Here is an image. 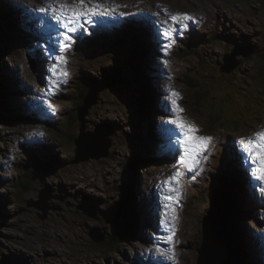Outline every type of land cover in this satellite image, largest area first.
<instances>
[{
  "label": "rangeland",
  "instance_id": "374dc122",
  "mask_svg": "<svg viewBox=\"0 0 264 264\" xmlns=\"http://www.w3.org/2000/svg\"><path fill=\"white\" fill-rule=\"evenodd\" d=\"M75 2L0 0V15L2 10L14 13L11 26H2L5 36L0 34V51L6 47L0 53V79L6 88L2 104L15 113L11 123L0 121V262L197 264L213 190L238 173L241 191L235 199L252 216L248 221L233 217L244 264H264V183L250 179L237 144L264 131V0H85L106 6L110 14L81 18L83 27L77 26L68 51L60 53L64 30L53 9ZM178 13L192 19L176 24L169 41L160 35L166 27L161 22ZM133 23L147 32L151 48L145 58L146 80L156 89L148 103L152 117L142 121L137 116L139 93L128 69L133 44L114 42ZM190 40L194 48L188 46ZM241 40L257 52L238 56L241 63L232 72H220L223 55L241 46ZM169 43L165 52L163 45ZM57 56L61 60L54 75L49 69ZM81 72L88 78L111 74L125 79L100 92L86 116V131L99 124L112 128L109 156L72 163L79 122L70 116L77 108L76 88L86 81ZM177 119L199 129L192 135L213 138L191 170L180 163L182 156L187 158L183 146L173 147L180 134ZM141 138L152 141L147 150L139 148ZM137 153L143 161L134 172L126 162ZM39 162L51 166L43 183L29 177ZM177 171L182 172L173 182L177 190L170 191L165 181ZM47 185L51 197L42 219L43 212L28 203L38 201ZM129 187L136 199L138 230L114 248L106 243L114 225L100 213ZM83 203L96 210V219L78 209ZM164 204L175 229L171 244L163 239L169 233L159 222ZM92 228L105 232L103 242L91 240Z\"/></svg>",
  "mask_w": 264,
  "mask_h": 264
},
{
  "label": "water",
  "instance_id": "95a60500",
  "mask_svg": "<svg viewBox=\"0 0 264 264\" xmlns=\"http://www.w3.org/2000/svg\"><path fill=\"white\" fill-rule=\"evenodd\" d=\"M254 53L255 50L250 46H234L229 53L223 55L220 72H232L241 63L237 59L238 56L249 57ZM30 66L31 69L34 68L33 61H30ZM88 80L90 85L87 94L83 99V104L77 109L79 134L74 140L76 149L72 163L108 157L111 147L112 128L107 127L106 124H99L93 131H86V116L89 109L97 104L99 93L122 83L123 79L107 74L102 79L90 77ZM90 144L92 145L91 148L89 147ZM50 170V164L39 163L32 179H38L43 183ZM50 192L51 189L47 185L46 189L40 191L38 201L28 203V206H33L43 212L41 214L42 219L46 217L49 208L47 200L51 197ZM234 203L232 193L222 184L214 188L209 209L203 220V236L198 248L197 264H244L241 237L232 214ZM78 209L90 218L96 219L98 217L96 210L88 204H80ZM100 216L107 224L114 225L122 218L123 210L121 205L115 202L100 213ZM88 234L95 243L105 240V232H100L98 228H92Z\"/></svg>",
  "mask_w": 264,
  "mask_h": 264
},
{
  "label": "trees",
  "instance_id": "16d2710c",
  "mask_svg": "<svg viewBox=\"0 0 264 264\" xmlns=\"http://www.w3.org/2000/svg\"><path fill=\"white\" fill-rule=\"evenodd\" d=\"M2 12H3V14L0 15V22H2V25L0 24V34L5 36L4 35L5 30L3 29L2 26L5 24L7 26H11L12 21H9V19L13 16L14 13L11 10H7V11L2 10ZM131 18H129L130 21H132ZM132 22H134V20ZM132 26L134 28H128L126 31L117 35L118 39H117V41H114V42H118V43L122 44V43L128 42V40H130L131 43L133 44L134 49L128 55V69L130 71L131 81L137 87V92L139 93V96H138L139 105L137 107V116L139 118V121H142L143 119L147 118L148 115H149V118L152 117V113H151L152 109H150L148 103H149V100L151 99L150 95H152L153 91H155L156 89L154 87H152L150 85V83L146 80L145 69L148 67L146 66L145 58L147 56L148 51H150V48H151V47H149L150 45L148 43L147 32L143 27H137L134 23L132 24ZM191 40H190V44L188 46L190 48H194L195 44H193ZM225 40L228 41V39H226V38H225ZM195 41H193V42H195ZM241 41H242V45L250 46L255 50V53L257 52L256 51L257 48H255L251 44H246L247 42L245 44H243L244 40H241ZM104 42L105 41L102 39L100 43L104 44ZM5 48H4V50L0 51V53L4 54ZM77 48H78V52H80L82 54L83 44H79ZM81 56H82L81 58L83 59L84 56L83 55H81ZM81 74L82 75H81L80 79H82L83 81H85V80L86 81L84 82V85L82 87L80 86V87L76 88V91L78 92V96H79V98L75 101L77 108L82 105V99L87 94V91H88V88L90 85V82L88 80L89 78L87 76H85L82 72H81ZM122 79L124 80L125 78H122ZM5 91H6V88L0 79V121L3 122V121H5V119H8V120H10V123H11V121H12L11 117H12V115L14 116L15 113L12 110H9L8 108H6L2 104L3 96L6 93ZM76 109L72 112V114L70 116L74 120H77V110ZM151 142L152 141L149 138L148 139H146V138L137 139V144L139 145V148L142 150H144V149L147 150L149 143H151ZM154 154L158 155V154H160V151L155 149ZM142 161H143V159L141 158L140 153H137V154L131 155L128 158L126 164L133 166L132 167L133 171L137 172V167L140 164V162H142ZM39 163H41V162H39ZM230 163L234 167L235 162L232 158L230 159ZM36 168L37 167L33 168L31 174H29V177L33 176V174L36 171ZM222 186L224 188L228 189L233 195L234 202H235L233 205V208H232L233 217H235L239 220H242V221L251 220L252 216L250 214V210L245 209L243 207V205H241V203L235 199L236 193L239 194L241 191V176H239L238 173H235V177H233V178L228 177V178L224 179L222 181ZM131 192H132V190L130 189V187L125 188L122 190V194L119 197V199H117V202L122 207L123 216L116 224H114V230L110 234V237L108 238V240L106 242L107 245L110 244L114 248H116L120 243L127 241L130 236H134L138 230L137 219L135 216L136 215V210H135L136 199H135L134 192H132V193ZM131 195H132V197H131ZM246 257H247V255H246ZM0 264H5V263L0 262Z\"/></svg>",
  "mask_w": 264,
  "mask_h": 264
},
{
  "label": "snow or ice",
  "instance_id": "6c2138e0",
  "mask_svg": "<svg viewBox=\"0 0 264 264\" xmlns=\"http://www.w3.org/2000/svg\"><path fill=\"white\" fill-rule=\"evenodd\" d=\"M119 7V6H118ZM40 11H44V9H40ZM53 11L57 13L56 20L58 21V27L63 28V32L61 35L63 36V40L59 43V52L64 53L68 51L70 47V42L72 40L71 33H75L77 31V26L83 27V24L80 23L81 18L90 19L93 16H105L110 14V10L106 6H102L98 3L87 4L85 0H77L73 5L69 6L67 4L61 3L58 8H54ZM159 13H155L154 15H158ZM123 15V13H121ZM172 21V24H168V20ZM192 19V17L187 14H176L168 17L161 23L165 25L163 32L160 33L167 40L171 41V33L176 31L177 29L174 27L176 24ZM185 25L181 24V29ZM170 47L169 44L163 45L165 52ZM61 60V56L56 57V61L53 63L52 67L49 69L54 75L58 73V67ZM66 63V61H64ZM64 76L67 73H63ZM173 96H178V93L172 92ZM173 106L175 107V101H173ZM177 111H182L177 109ZM175 126L179 129V136L176 137L175 142L173 143V147L179 149L183 146L185 156L181 157L180 163L184 165L185 169L191 170V167L198 164L199 160L196 158L200 154H202L207 146L211 143L212 137H200L194 136L193 133L199 131L198 128L194 126H188L182 123L179 119L174 121ZM239 151L243 155L245 163H246V172L249 175L252 181H260L264 183V131L256 132L253 134V137H249L247 139L241 138L237 142ZM179 154V153H177ZM182 175L181 171H177L174 175L169 176L168 180L165 181V185L168 186L170 191H176L177 189L173 187V182L178 181L180 176ZM264 191V188L261 189ZM171 196H165V200H171ZM168 204H164V215L163 218L159 220L160 224L164 225V231L169 233V235L163 237L169 244L172 243L171 234L175 231V229L169 226L168 223ZM174 219V217H173ZM159 251V249H158ZM169 255V259L174 260V252L171 249L167 250Z\"/></svg>",
  "mask_w": 264,
  "mask_h": 264
},
{
  "label": "bare ground",
  "instance_id": "6f19581e",
  "mask_svg": "<svg viewBox=\"0 0 264 264\" xmlns=\"http://www.w3.org/2000/svg\"><path fill=\"white\" fill-rule=\"evenodd\" d=\"M242 245V244H241ZM149 249V248H148ZM242 251H243V249H242ZM244 257V256H243Z\"/></svg>",
  "mask_w": 264,
  "mask_h": 264
}]
</instances>
